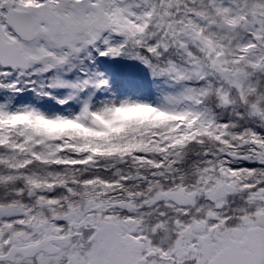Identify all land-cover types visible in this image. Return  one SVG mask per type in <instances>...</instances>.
Segmentation results:
<instances>
[{"label": "snow or ice", "instance_id": "snow-or-ice-1", "mask_svg": "<svg viewBox=\"0 0 264 264\" xmlns=\"http://www.w3.org/2000/svg\"><path fill=\"white\" fill-rule=\"evenodd\" d=\"M0 264H264V0H0Z\"/></svg>", "mask_w": 264, "mask_h": 264}]
</instances>
